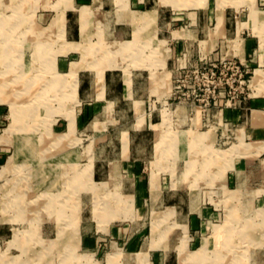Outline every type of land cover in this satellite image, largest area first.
Segmentation results:
<instances>
[{
    "label": "rangeland",
    "instance_id": "374dc122",
    "mask_svg": "<svg viewBox=\"0 0 264 264\" xmlns=\"http://www.w3.org/2000/svg\"><path fill=\"white\" fill-rule=\"evenodd\" d=\"M100 1L80 7L71 43L72 0H0V264H264V150L248 155L264 137L242 130L253 109L264 112L249 104L264 99V0H145L118 29L128 0ZM158 8L163 24L148 12ZM114 68L154 87L146 111L156 124L133 132L138 173L120 164L123 131L145 127L129 122L136 108L77 105V71L101 82ZM52 197L68 210L62 219L39 211ZM251 233L256 242L245 241Z\"/></svg>",
    "mask_w": 264,
    "mask_h": 264
},
{
    "label": "crops",
    "instance_id": "0c3cea01",
    "mask_svg": "<svg viewBox=\"0 0 264 264\" xmlns=\"http://www.w3.org/2000/svg\"><path fill=\"white\" fill-rule=\"evenodd\" d=\"M97 0H72V5L73 7L68 8L65 10V15H64V31H65V37L66 39H68V42L71 43H75L78 41H74V40H70V39H75L80 38V36H82V32H81V22H82V14L80 11V7L85 6L88 8H91L93 10H95L96 6L94 5V2ZM145 2V0H128L127 1V8L124 11H121V9L117 10V20L115 21L116 23L113 24V26L118 29L120 28L122 25H125V23H121V20L123 18V15H129L132 18L133 13H139V12H145L143 10H138V9H132L131 7H140L141 4H143ZM77 3H79L80 5H78ZM106 3V0H101L100 4L102 6H104ZM77 6V9H75L78 12V23H77V35H75L76 30L74 29V26L70 24L69 22V17L68 14L69 12H72V8H74V6ZM152 7V6H151ZM91 9L90 12H91ZM110 11L103 9V14L104 16H108V13ZM148 12H156L158 14V20H156L158 23L160 21L161 24L165 23L164 22V16L163 13L162 15L161 10L158 9H152L149 10ZM195 13V12H193ZM177 17V16H176ZM87 21H88V25L93 26L94 22L97 23V20L92 21V17H87ZM93 22V23H92ZM131 23H128L130 26L132 25V20L130 19ZM134 24V23H133ZM87 25V26H88ZM136 27V24H134ZM96 26V25H95ZM183 44V42H177L176 47L179 51V46H181ZM248 46V45H247ZM250 50V48L248 49V51ZM244 59H246V55L244 56ZM179 61H177L178 63ZM176 62L174 63L173 69H172V73H171V77L175 79L178 71L181 69V66L179 65L180 63H178V67H176L177 65H175ZM119 68H114V69H107L104 72V77L103 79H101V82H98L97 79H95V75L93 72V75H89V77H86L85 74L83 73L82 70H78L77 71V81H78V87H77V98L79 100V103L77 105H82L85 104L86 105V101L90 100H97L98 102H100V105L98 106L103 108L107 105H114L115 107L118 106V103H121V106L126 105L127 102L129 101L132 108H136L133 109V113H132V117L130 119V124H145V127L142 129H127L123 132H125L126 134V138H127V146L126 148H124L123 146V142L121 143V149H120V156L122 157L123 154H125V158L120 159V164H121V169H122V164L124 165V169L128 170V171H134L137 172L140 170V163H139V158L138 157V153H135L134 150H137V147H135V144L133 143V140H138L137 139V133L133 135V132L137 131V130H141L138 134L142 135V132L145 130L146 132H149V130H152L153 127L152 125L156 124L155 122H153L152 117L150 116L152 113H149L146 111V103L149 104L148 99V94L150 92H153L154 87H153V83L152 81H149L148 76H143V73L141 72H130V74L128 75L125 71H118ZM165 72V79L164 81H162V85H161V89H168V78H169V70H164ZM128 81V83H127ZM98 82V83H97ZM100 91L102 92L100 95ZM145 93L147 95H140L139 93ZM105 104V105H104ZM249 104L251 106H255L256 108H262L264 109V99L260 98V99H253L249 101ZM90 105V104H89ZM94 106V104L92 105ZM96 106V105H95ZM120 106V107H121ZM254 111H257L259 113H264L261 110L258 109H253L252 110V115L251 117L248 119V123L249 125H243L242 126V130H243V135L249 136L252 134H256V136H260V137H264V115H260L258 113V116H255V114H253ZM226 114L229 117V119L231 118L230 116L232 115V117H237V115H239L240 117V111H235V110H226ZM237 114V115H236ZM235 115V116H234ZM142 119L141 121H139V119ZM238 118V117H237ZM235 119V118H234ZM118 122H123L122 119H118ZM242 123H246L242 122ZM123 132H121L123 134ZM148 134V133H147ZM253 151L252 153L248 154V155H255V154H259L261 151L264 150V140L261 141L259 144H261V146H256L254 145L255 143H250ZM133 147L135 149H133ZM146 148H142V152L141 155L145 154V150ZM135 156H137L135 158ZM240 164L241 162H234V166L233 169L237 171V174L240 173ZM242 165V164H241ZM138 176V175H137ZM149 183V182H148ZM141 186V183L139 182V179H137V190L139 191ZM198 210V208H196ZM199 214L201 216H203L204 218L207 217H211L213 215V213L211 212V210L207 207L201 208L199 209ZM192 220H196L199 215L196 212V215L191 216ZM195 223V221H194ZM196 224V223H195ZM197 225V224H196ZM112 234L119 236L120 235V231H111ZM142 250V249H141ZM149 250V249H147ZM137 256V253L135 254Z\"/></svg>",
    "mask_w": 264,
    "mask_h": 264
},
{
    "label": "bare ground",
    "instance_id": "6f19581e",
    "mask_svg": "<svg viewBox=\"0 0 264 264\" xmlns=\"http://www.w3.org/2000/svg\"><path fill=\"white\" fill-rule=\"evenodd\" d=\"M199 1V0H198ZM21 4H23V3H21ZM254 6V5H253ZM85 8V7H84ZM84 10L85 9H81L80 11H81V14H83V12H84ZM253 12V11H252ZM90 14V13H89ZM135 14V13H134ZM133 14V15H134ZM22 15V14H21ZM139 15V14H138ZM143 15V14H142ZM254 16V15H253ZM21 18V17H20ZM19 18V19H20ZM255 18V17H254ZM7 20V19H6ZM148 22V21H147ZM4 23V22H3ZM2 24V23H1ZM19 25V24H18ZM84 25V24H83ZM9 27V26H8ZM13 28V27H12ZM7 29V28H6ZM9 30V29H8ZM9 36H10V34H9ZM13 38H14V36H13ZM16 39V38H15ZM15 39H14V41H15ZM17 40V39H16ZM3 42V41H2ZM39 42H41V41H39ZM12 43V42H11ZM32 43V42H31ZM5 44H7V42L5 43ZM36 44V43H35ZM128 44V43H127ZM4 45V44H3ZM23 45V44H22ZM10 47V46H9ZM14 47V46H13ZM23 47H24V45H23ZM15 48V47H14ZM18 48V47H17ZM40 48H41V46H40ZM10 50H12V49H10ZM16 50V49H15ZM36 50V49H35ZM21 51V50H20ZM19 53V52H18ZM35 53V52H34ZM20 55V54H19ZM23 55V54H22ZM94 63V62H93ZM103 66H105V63H104V65ZM86 67H87V65H86ZM12 68V67H11ZM10 68V69H11ZM88 68H90V67H88ZM92 68V67H91ZM32 70V69H31ZM93 70V69H92ZM3 71V70H2ZM97 72V71H96ZM0 74H1V72H0ZM256 74V73H255ZM256 80H257V78H255ZM5 81V80H4ZM28 84V83H27ZM3 87V86H2ZM1 87V88H2ZM7 98V97H6ZM9 99V98H8ZM20 144V143H19ZM29 146V145H28ZM18 147V146H17ZM37 148V147H36ZM18 150H19V148H18ZM28 151V150H27ZM37 152V151H36ZM30 153V152H29ZM65 154V153H64ZM68 154V153H67ZM44 155V154H43ZM63 155V154H62ZM35 157V156H34ZM9 161V160H8ZM14 162V161H13ZM12 162V163H13ZM54 165H56V164H54ZM6 166V165H5ZM43 167V166H42ZM57 168H59V167H57ZM85 168V167H84ZM83 168V169H84ZM53 169V168H52ZM55 169H56V167H55ZM64 169V168H63ZM87 169H88V167H87ZM54 170V169H53ZM58 170V169H57ZM82 170V169H81ZM89 170V169H88ZM43 171V170H42ZM60 171H61V167H60ZM67 171V170H66ZM79 171V170H78ZM51 172V171H50ZM64 172V171H63ZM68 172V171H67ZM41 174V173H40ZM58 174V173H57ZM76 174V173H75ZM40 176H42V175H40ZM67 176V175H66ZM78 176H79V174H78ZM91 176V175H90ZM39 179V178H38ZM66 179V178H65ZM76 179V178H75ZM41 180V179H40ZM78 180V179H77ZM50 181V180H49ZM41 182V181H40ZM53 183V182H52ZM64 183V182H63ZM62 184V183H61ZM50 185V184H49ZM81 185V184H80ZM21 186V185H20ZM61 186V185H60ZM49 187V186H48ZM75 188V187H74ZM43 189V188H42ZM46 189V188H45ZM53 189V188H52ZM88 189V188H87ZM78 190V189H77ZM18 191H19V189H18ZM46 191V190H45ZM68 191V190H67ZM25 192V191H24ZM82 193V192H81ZM89 193V192H88ZM109 193V192H108ZM25 194V193H24ZM45 194V193H44ZM49 194H51V193H49ZM48 194V195H49ZM57 194V193H56ZM69 194V193H68ZM106 195V194H105ZM108 195V194H107ZM21 198H20V197ZM66 197V196H65ZM100 197V196H99ZM14 198L16 199L17 198V204L18 203H20V202H22V204L23 203H28L29 202V200H26L25 198H23L22 196H21V194H19V193H16L15 195H14ZM18 198H20V200H18ZM40 199V198H39ZM47 200V199H46ZM82 200V199H81ZM79 201V200H78ZM13 202V201H12ZM59 202H63V201H59ZM57 200H55L53 197L52 198H49V200H47L45 203H44V205H42L41 206V208H39L40 210L39 211H46L45 213H47V215H49V218H54V219H62L63 218V214L64 213H68V210L67 209H65V207L63 208L62 206H61V208L60 207H57L55 204L57 203H59ZM72 202V201H71ZM74 203H76V202H74ZM35 204V203H34ZM69 204V203H68ZM82 204V203H81ZM72 205H74V204H72ZM59 206V205H58ZM78 206V205H77ZM22 207V206H21ZM76 209V208H75ZM170 209V208H169ZM172 209V208H171ZM21 210V209H20ZM78 210L79 209H77V212H78ZM111 210V209H110ZM109 210V211H110ZM174 210V209H173ZM73 211V210H72ZM71 211V212H72ZM171 212V211H170ZM237 212V211H236ZM66 213V214H67ZM72 214V213H71ZM172 213H170V215H171ZM167 215V214H166ZM169 215V214H168ZM167 215V216H168ZM69 216H70V213H69ZM68 216V217H69ZM67 217V216H66ZM57 221V220H56ZM241 221V220H240ZM247 222V221H246ZM57 223V222H56ZM239 223V222H238ZM253 223V222H252ZM243 225H245V227L247 226V223H241V226H239V227H243ZM226 226V225H225ZM235 226V225H234ZM236 227V226H235ZM244 227V228H245ZM224 228V227H223ZM234 228V227H233ZM61 229V228H60ZM225 235L227 234V236L230 234V232L229 231H234L233 229L232 230H230V228H228V227H226L225 229ZM236 230V229H235ZM219 231V230H218ZM223 231V230H222ZM241 231H242V229H241ZM239 233V232H238ZM244 233H246V232H243V234ZM241 234V233H240ZM224 235V234H223ZM231 235V234H230ZM230 237V236H229ZM228 237V238H229ZM233 238V237H232ZM242 239H243V237H242ZM256 238H254V236H253V233H251L248 237H245V241H247V242H249V243H253V242H256V241H254ZM244 240V239H243ZM259 241V240H258ZM54 242V241H53ZM227 242V241H226ZM55 243V242H54ZM207 243V242H206ZM257 243H260V242H257ZM55 245V244H54ZM231 246H233V245H229V248H228V250H230V247ZM207 247V246H206ZM222 247V246H221ZM45 249V248H44ZM200 249V248H199ZM202 249V248H201ZM207 249V248H206ZM49 250V249H48ZM217 250V249H216ZM227 250V249H226ZM47 251V250H46ZM193 253V252H192ZM193 255V254H192ZM225 255V254H224ZM194 256V255H193ZM189 257V256H188ZM242 257H245V255L242 253ZM249 257H251V256H249ZM202 258V257H201ZM224 258H226V257H224ZM233 258H235L236 260H239L238 258H240L241 259V257H239L238 255H234L233 256ZM191 259V258H190ZM197 259V258H196ZM207 259H209V258H207ZM218 259V258H217ZM234 259V260H235ZM193 260V259H192ZM232 258H231V261H233V262H235ZM251 260H253L252 259V257H251ZM195 261V260H194ZM201 261V260H200ZM217 262V261H216ZM232 262V263H233ZM7 263V262H6ZM218 263V262H217Z\"/></svg>",
    "mask_w": 264,
    "mask_h": 264
},
{
    "label": "built area",
    "instance_id": "2783aa9c",
    "mask_svg": "<svg viewBox=\"0 0 264 264\" xmlns=\"http://www.w3.org/2000/svg\"><path fill=\"white\" fill-rule=\"evenodd\" d=\"M199 69H197V71H198ZM214 73H213V71L211 70V75H213ZM185 76H187L186 74L184 75V77ZM242 76V74H240V77ZM181 79H177V81H180ZM239 82L240 83H242V82H244V79H242V80H239ZM178 87H180V85H177Z\"/></svg>",
    "mask_w": 264,
    "mask_h": 264
}]
</instances>
